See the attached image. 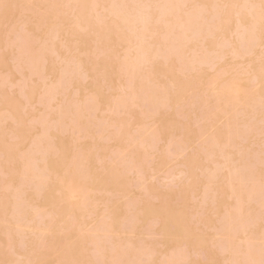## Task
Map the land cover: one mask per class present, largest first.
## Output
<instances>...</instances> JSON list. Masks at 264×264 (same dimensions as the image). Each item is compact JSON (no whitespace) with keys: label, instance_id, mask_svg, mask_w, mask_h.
Returning a JSON list of instances; mask_svg holds the SVG:
<instances>
[{"label":"rangeland","instance_id":"374dc122","mask_svg":"<svg viewBox=\"0 0 264 264\" xmlns=\"http://www.w3.org/2000/svg\"><path fill=\"white\" fill-rule=\"evenodd\" d=\"M147 1L0 0V264H264V1Z\"/></svg>","mask_w":264,"mask_h":264},{"label":"bare ground","instance_id":"6f19581e","mask_svg":"<svg viewBox=\"0 0 264 264\" xmlns=\"http://www.w3.org/2000/svg\"><path fill=\"white\" fill-rule=\"evenodd\" d=\"M112 1H115V0H112ZM121 1H122V2H120V3H123V0H121ZM128 1H129V0H128ZM157 1H158V0H157ZM170 1H171V0H170ZM174 1H175V0H174ZM178 1H179V4H180V3H181L180 0H178ZM178 1H176V3H172V4L178 5V3H177ZM200 1H201V0H200ZM251 1H252V0H251ZM257 1H258V0H257ZM259 1H260V0H259ZM262 1H264V0H261V3H263ZM146 2H148V1L146 0ZM162 2H165V0H163ZM162 2H161L160 4H162ZM245 2H246V0H245ZM247 2H248V1H247ZM120 3L118 4V6L120 5ZM153 3H154V2H153ZM167 3H168V2H167ZM248 3H249V2H248ZM250 3H251V2H250ZM79 4H80V3H79ZM110 4H111V2H110ZM131 4H132V3H131ZM135 4H136V3H135ZM172 4H171V6H172ZM224 4H225V3H224ZM224 4H223V6H224ZM226 4H227V3H226ZM256 4H259V3H256ZM183 5H184V4H182V7H183ZM199 5H200V4H199ZM199 5H198V6H199ZM242 5H243V3H242ZM253 5H255V3H253ZM79 6H81V4H80V5H77V7H79ZM108 6H109V5H108ZM112 6H113V5H112ZM138 6H139V4H138ZM160 6H161V5H158V7H160ZM166 6H168V7H166V8H167V9L169 8V11H170L171 8L169 7V3H168V5H166ZM173 6H174V5H173ZM173 6H172V7H173ZM198 6H197V8H196V7H195V8H196V9H199ZM223 6H222V7H223ZM109 7H110V6H109ZM109 7H108V8H109ZM162 7H163V4H162V6H161V10L163 9ZM201 7H202V5H201ZM201 7H200L199 10H197L198 12L195 11V10H194L195 12H193V16L195 17V18H194L195 21H194V19L192 20V17H191L192 15H191V12H190L189 14H190L191 16L189 15V17H187V18H189V19L191 18V21L188 23L187 21H189V20H188V19H187V21L185 20L184 24L186 25V24L188 23L186 26H185L184 24L181 23V24H182V27H183L184 29L186 28L185 30H187V28H191V26L189 25L190 23H191V25H192V24L195 22V24H194V25H195V28H194L193 25H192L193 29H196L199 25H201V23H200V24H197V23H196V17H197L198 15H195L196 13L198 14L199 12H202V11H201V10H202ZM211 7H212V6H211ZM211 7H209V8H211ZM250 7H251V6H250ZM252 7H253V6H252ZM82 8L84 9V7H81V8L79 7V9H78V8H77V9L79 10V12H81V11L83 10ZM123 8H125V5H124ZM130 8H131V7H130ZM153 8H154V7H153ZM166 8L164 7L163 12H164V10H166ZM179 8H181V7H179ZM203 8H204V7H203ZM212 8H213V7H212ZM225 8H226L227 11H225ZM228 8H229V7H226V5H225L223 10H224V12H228L227 14L229 15L230 9H228ZM241 8H242V7H241ZM81 9H82V10H81ZM138 9H139V8H138ZM140 9H141V8H140ZM140 9H139V10H140ZM144 9H145V10H146V9L148 10V6L145 7V5H144ZM144 9H143V10H144ZM154 9H156V8H154ZM157 9L159 10L160 8H157ZM232 9H233V7H232ZM113 10H114V9H113ZM113 10H111V11H113ZM131 10H132V9H131ZM131 10H130V11H131ZM158 10H156L157 13H158ZM210 10H212V9H210ZM221 10H222V9H221ZM236 10H237V9H236ZM239 10H240V8H239ZM241 10H242V9H241ZM130 11H129V12H130ZM133 11H136V10H133ZM140 11H141V10H140ZM169 11H168V12H169ZM171 11H173V9H172ZM176 11H177V10H176ZM212 11H213V10H212ZM263 11H264V10H263ZM263 11H262V13H263ZM113 12H115V11H113ZM125 12H126V11H125ZM129 12H127V13H129ZM145 12H146V11H145ZM163 12H160V13L164 14ZM173 12H174V11H173ZM203 12H206L205 9L203 10ZM236 12H237V11H236ZM252 12H253V11H252ZM106 13H107V12H106ZM117 13H119V12H117ZM137 13H141V12L136 11V14H137ZM157 13H156V14H157ZM175 13H176V12H175ZM180 13H182V12H180ZM211 13H212V12H211ZM241 13H242V12H241ZM254 13H255V12H254ZM260 13H261V12H260ZM107 14L109 15V13H107ZM122 14H123V13H122ZM124 14H125V13H124ZM133 14H134V13H133ZM133 14H132V15H133ZM162 14H161V15H162ZM167 14H168V13H166V15H167ZM204 14H205V13H204ZM224 14H225V13H224ZM224 14H223V15H224ZM227 14H226V16L228 17ZM234 14L237 15V13H234V12H233L232 15H234ZM245 14H247V15H245V17H247V16H248V13H245ZM112 15H113V14H112ZM125 15H126V14H125ZM130 15H131V13H130ZM158 15H160V14H158ZM183 15H184V14H183ZM210 15H211V14H210ZM215 15H218V14H215ZM235 15H234V16H235ZM238 15H239V14H238ZM242 15H243V14H242ZM104 16H105V15H104ZM104 16H103V17H104ZM147 16H148V14H147ZM172 16H174V15H172ZM172 16H171V18H172L173 20H175L174 18L176 17V15H175L174 18H173ZM184 16H185V15H184ZM187 16H188V15H187ZM239 16H241V15H239ZM251 16H252V15H251ZM76 17H77V18L79 17L78 19H80V16H79V15H76ZM112 17H113V16H112ZM158 17H159V16H156L157 19H158ZM200 17H201V15H200ZM211 17H212V16L208 17V19H209V20H213V17H212V19H210ZM105 18H106V17H105ZM138 18H139V17H138ZM141 18H142V17H141ZM161 18H162V17H161ZM198 18H199V17H197V19H198ZM201 18H202V17H201ZM225 18H226V17H225ZM240 18H241V17H240ZM250 18H251V17L249 16V19H250ZM123 19H124V18H123ZM126 19H127V18H126ZM147 19L149 20V18H147ZM162 19H163V18H162ZM214 19H216V18H214ZM238 19H239V17H238ZM249 19H248V20H249ZM102 20H103V19H102ZM102 20H101V21H102ZM133 20H137V21H138V19H134V18H133ZM177 20H179V18H177ZM177 20H176V22H177ZM200 20H201V19H200ZM209 20H208V21H209ZM216 20H218V19H216ZM241 20H244V19L241 18ZM126 21H128V19H127ZM126 21H124V22H126ZM129 21H130V24H131V20H129ZM137 21H136V24H137ZM141 21H143V22L146 21L145 16H143V19H142V20L139 19V22H141ZM153 21H155V20L153 19ZM160 21H162V20L160 19ZM164 21H165V20H164ZM192 21H193V23H192ZM244 21H245V20H244ZM76 22H77V21H76ZM139 22H138V24H139ZM157 22H158V20H157ZM157 22H156V23H157ZM162 22H163V21H162ZM174 22H175V21H174ZM176 22H175V23H176ZM200 22H201V21H200ZM218 22H220V20L216 21V24H217ZM249 22H250V21H249ZM249 22H248V23H249ZM77 23H78V22H77ZM77 23H75V24H77ZM108 23L111 24L110 21H109ZM121 23H123V22H122V19H121ZM133 23L135 24L134 21H133ZM133 23H132V28H133V25H134ZM144 23H145V22H144ZM153 23H154V22H153ZM156 23H155V24H156ZM250 23H251V22H250ZM138 24H137V25H138ZM147 24H148V23H147ZM155 24H154V25H155ZM181 24L178 25V26H181ZM212 24H213V22H212ZM251 24H253L252 27L255 25V24L253 23V21H252ZM251 24H250V25L248 24L247 27H248V26L251 27ZM256 24H257V23H256ZM260 24H261V23H260ZM114 25H115V24H114ZM127 25H128V22H127ZM140 25H141V23H140ZM148 25H149V24H148ZM171 25H173V24H171ZM174 25H177V24H174ZM183 25H184L185 27H184ZM188 25H189V27H188ZM196 25H197V27H196ZM245 25H246V24H245ZM261 25L264 26V24H261ZM76 26H77V25H76ZM129 26H130V25H129ZM135 26H136V25H135ZM243 26H244V25H243ZM263 26H262V27H263ZM123 27H126V26H123ZM173 27H174V26H172V27L169 26V27H167V28L170 30V29L173 28ZM262 27H260V28H262ZM77 28H80V27L77 26ZM126 28L128 29L129 27H126ZM130 28H131V26H130ZM141 29H143V26L141 27ZM141 29H138V30L141 31ZM164 29H165V28H164ZM254 29H255V28H254ZM254 29H253L252 31H254ZM263 29H264V27L262 28V30H263ZM78 30L81 31V28L78 29ZM135 30H136V29H135ZM173 30H174V29H173ZM173 30L171 29V32H172ZM177 30L182 31V29H180V28H178ZM188 30H189V29H188ZM127 31H129V30H127ZM132 31H133V29H131L129 32H132ZM143 31L148 32L147 29L145 28V26H144ZM183 31H184V30H183ZM129 32H128V33H129ZM164 32H165V31H164ZM164 32H163L162 34H164ZM166 32H168V30H167ZM189 32H190V31H189ZM232 32H233V31H232ZM247 32H248V29H247ZM247 32H246V33H247ZM250 32H251V30L249 29V33H250ZM255 32H256V31H255ZM262 32H263V31H262ZM133 33H134V32H133ZM150 33H152V32H150ZM137 34H138L139 37H138L136 34H134L132 37L135 38V37L137 36L136 40L138 39V41H139V38H141V39L146 38V37H143V35L141 36V34H140L139 32H138ZM152 34H153V33H152ZM168 34H170V33H168ZM168 34H164V35H166V36L168 37ZM176 34H177V33H176ZM253 34H254V33H253ZM259 34H260V33H259ZM131 35H132V34H131ZM150 35H151V34H150ZM178 35H180V34H178ZM181 35H182V34H181ZM190 35H191V34H190ZM229 35H231V34H229ZM251 35H252V34L250 33V36H251ZM134 36H135V37H134ZM148 36H149V35H148ZM158 36H160V35L158 34ZM170 36H171V35H170ZM172 36H174V35H172ZM172 36H171V37H172ZM248 36H249V35H248ZM162 37H163V35H162ZM164 37H165V36H164ZM167 37H166V38H167ZM176 37H177V36H176ZM176 37H174L175 40H176ZM184 37H185V36H184ZM245 37H247V35H246ZM125 38H126V36H125ZM178 38H179V36H178ZM178 38H177V39H178ZM180 38H182V37H180ZM185 38H186V37H185ZM228 38H229V37H228ZM253 38H255V35H253L252 38H250L251 40L249 39V40L247 41L248 38H246V41H247V42H249V41L251 42L252 40H254ZM147 39H148V38H147ZM159 39H160V38H159ZM161 39H162V38H161ZM163 39H164V38H163ZM172 39H173V38H172ZM188 39H189V38H188ZM225 39H226V38H225ZM229 39H230V38H229ZM244 40H245V38H244ZM141 41H144V40H140V42H138V44L141 43V45H142V42H141ZM164 41H165V39H164ZM168 41H169V40H168ZM170 41H172V40L170 39ZM181 41H182V39H180V42H181ZM132 42H133V39H132ZM144 42H145V41H144ZM173 42H174L175 44L178 43L177 40H176V42H175V41H173ZM180 42H179V43H180ZM168 43H171V42H168ZM134 44H135V43H133V45H134ZM182 44H183V43H182ZM197 44L199 45V43H197ZM185 45H186V44H185ZM136 46H138L137 43H136ZM144 46H145V45H144ZM162 46H163V44H162ZM168 46H169V45H168ZM173 46H175V45H173ZM173 46H169V47H171V48L173 49ZM176 46H177V47H176ZM176 46H175L174 49H176L177 52H178L179 50L182 49V48H181V49H178L179 47H182L181 45L178 46V44H176ZM261 46H262V45H261ZM261 46H260V47H261ZM138 47H139V46H138ZM140 47H141V46H140ZM149 47H150V46H149ZM149 47H148V48H149ZM166 47H167V46H166ZM169 47L166 48V51H169V49H170V51L168 52V53L170 54V52H172V50H171V48H169ZM192 47H193V46H192ZM63 48H64V47H63ZM141 48H143V47H141ZM136 49H137V48H136ZM136 49H135V50H136ZM138 49L140 50V48H138ZM138 49H137V51H138ZM143 49H144V48H143ZM174 49H173V52L175 51ZM183 49H184V48H183ZM162 50H163V49H162ZM162 50H161V51H162ZM192 50H194V48H193ZM220 50H221V49H220ZM220 50H219L218 52H220ZM140 51H141V50H140ZM140 51H138L139 53H138L137 56H139V55H140V56H143V57H144V56H147V55H146L147 53H145L144 55H141V52H142L143 50H142L141 52H140ZM144 51H145V50H144ZM163 51H165V50H163ZM163 51H162V52H163ZM166 51H165V52H166ZM176 51H175V56L177 55V52H176ZM135 52H136V51H135ZM148 52H149V51H148ZM156 52H157V51H156ZM173 52H172V53H173ZM180 52H181V51H180ZM190 52H191V51H190ZM194 52H195V51H194ZM194 52H193V54H194ZM198 52H199V51H198ZM233 52H234V50H233L231 53H233ZM143 53H144V52H142V54H143ZM168 53L166 52L165 55H164L163 53H161V54H163V56H167ZM222 53L225 54V52H222ZM227 53H229V51H228ZM158 54H159V53H158ZM178 54H179V53H178ZM191 54H192V53H191ZM224 54H223V55H224ZM171 55H172V54H171ZM185 55H186V54H185ZM194 55H195V54H194ZM259 55H260V54H259ZM137 56H136V58H137ZM153 56H156V55H153ZM168 56L170 57V55H168ZM172 56H173V55H172ZM181 56H182V55H181ZM133 57H134V56H133ZM179 57H180V56H179ZM179 57H178V58H179ZM195 57H196V56H195ZM256 57H259V56H256ZM140 58H141V57H138L137 59H140ZM201 58H202V57H201ZM201 58L199 57L198 59H201ZM263 58H264V57H263ZM131 59H133V58H131ZM141 59H142V58H141ZM188 59H189V58H188ZM190 59H191V57H190ZM190 59H189V60H190ZM192 59H194V57H192ZM198 59H196V61H193V60H192V61L198 63V62L201 61V60L198 61ZM162 60H163V59H162ZM181 60H182V59H181ZM143 61L146 62V59H145V60H144V59L141 60V62H143ZM150 61H151V60H150ZM175 61H176V60H175ZM190 61H191V60H190ZM134 62L136 63V61H134ZM134 62H133V63H134ZM141 62L139 61V63H141ZM193 62H192V63H193ZM135 63H134V64H135ZM139 63L137 62V63H136V66H137ZM146 63H147V62H146ZM200 63H201V62H200ZM200 63H199V64H200ZM130 67H131V68H130ZM130 67H129V68L131 69V73H132V71H133L134 69H136V71H137V68H135V67H133V66H130ZM138 67H139V66H138ZM142 67H143V66H142ZM133 68H134V69H133ZM145 68H146V67H145ZM132 69H133V70H132ZM129 72H130V70H129ZM140 72H141V71H140ZM147 72H148V71H147ZM148 73H149V72H148ZM131 75L133 76V74H131ZM145 76H146V75H145ZM130 77H131V76H130ZM140 77H141V75H140ZM142 78H144V76H143ZM145 78H147V77H145ZM161 87H162V85H161ZM162 89H163V88H162ZM162 89H161V90H162ZM164 91H165V95H166L167 91H166L165 89H164ZM133 95H134V94H133ZM134 96H135V95H134ZM36 161H37V160H36ZM30 168H31V167H30ZM28 170H29V169H28ZM39 184H40V183H39ZM39 184H38V185H39ZM23 203H24V202H23ZM28 206H29V205H28ZM25 207H26V206H25ZM20 209H22V208H20Z\"/></svg>","mask_w":264,"mask_h":264}]
</instances>
